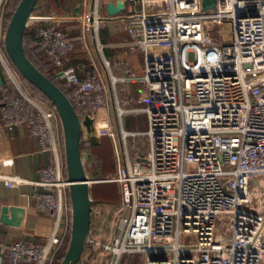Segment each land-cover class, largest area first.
Returning a JSON list of instances; mask_svg holds the SVG:
<instances>
[{
  "label": "built area",
  "instance_id": "1",
  "mask_svg": "<svg viewBox=\"0 0 264 264\" xmlns=\"http://www.w3.org/2000/svg\"><path fill=\"white\" fill-rule=\"evenodd\" d=\"M117 1L81 0L66 9L38 0L27 22L36 28L38 49L52 62L71 46L70 30L63 26L79 25L89 63L62 65L57 78L73 106L83 109L77 113L81 142L88 147L104 137L112 141L113 173L94 178L84 166L89 187L119 186V205L111 212L118 223L110 242L103 241L94 234L99 212L93 211L85 245L103 250L101 264H264V0H215L207 9L202 0H122L124 8L116 15L100 14V5L106 10ZM214 25H229L230 38L215 39ZM103 28L125 33L128 50L141 53L140 74L130 69L115 74L116 63L106 57L99 35ZM223 31L221 26L218 33ZM0 64L19 93L2 107L3 126L12 132L25 124L38 150L53 153V163L41 169L34 184L43 189L36 206L57 221L44 244L9 245L8 264H51L71 220L70 183L54 137L59 118L52 104L29 92L4 49ZM132 81L142 85L144 134L122 126L124 100L117 84ZM130 136H145L144 154L136 145L130 149ZM0 180L6 187L24 183L20 176L0 175ZM140 184L151 185L146 202L139 198ZM82 259L83 253L77 264Z\"/></svg>",
  "mask_w": 264,
  "mask_h": 264
},
{
  "label": "crops",
  "instance_id": "2",
  "mask_svg": "<svg viewBox=\"0 0 264 264\" xmlns=\"http://www.w3.org/2000/svg\"><path fill=\"white\" fill-rule=\"evenodd\" d=\"M66 1L44 0L46 6L50 4L52 7H57L59 3L65 6ZM103 29L104 37L102 38L101 32L99 35L105 46L106 57L116 63L114 68L115 74H120L122 69H130L135 74H140L142 67L141 53H132L128 50L125 45L127 42L125 33L110 34L108 28ZM3 49L2 43H0V50L3 51ZM74 65L76 64L70 66ZM86 71L89 72L91 69L86 67ZM0 75L3 80V86L0 87V175L20 176L24 180V183L14 187H6L0 180V264H8L9 245L18 240L36 241L44 244L54 229L55 224H57V221L53 214L41 210L36 206L35 196L38 193H42L43 189L34 184L41 178V169L53 163V153L52 151L41 152L38 150L36 140L29 135L25 124L16 126L12 132H8L5 129L2 123L3 103H1V91L4 86H14V84L1 64ZM141 93L142 85L137 81L129 83L119 82L117 84V95L124 100L122 107L125 113L122 117V126L128 132H140V134H144L147 131V115L144 111V104L139 100ZM142 116L145 117L144 122H142ZM111 122L115 130L117 125L113 111H111ZM54 137L58 141V145L61 147L59 148L60 153L64 157L62 131L59 122L56 125ZM130 137L128 138V146L130 149H132V145H136L140 149V153L144 154L147 147L145 136ZM129 139H131L130 142ZM98 148H94L93 150H97L98 152ZM81 154L84 165L87 166L90 155H86L83 151H81ZM93 155L95 154L93 153ZM97 157L99 158V156ZM87 173L90 175V172L87 171ZM91 189L92 186L90 187V191ZM90 196L92 200V194ZM3 207L15 209V215L18 217L15 219V216L14 219L18 222L17 225L6 224L5 221L12 220L13 217L10 211L2 214ZM92 209V214L93 211L99 212L95 223L97 226H100H98L100 231L102 227L100 217L103 215H111L113 208L104 203H95ZM18 210H21V212H17ZM66 222L67 217L64 218L63 216L60 225L64 226Z\"/></svg>",
  "mask_w": 264,
  "mask_h": 264
},
{
  "label": "water",
  "instance_id": "3",
  "mask_svg": "<svg viewBox=\"0 0 264 264\" xmlns=\"http://www.w3.org/2000/svg\"><path fill=\"white\" fill-rule=\"evenodd\" d=\"M38 0H20L12 13L3 37L4 51L23 79L36 86L54 106L62 131L65 171L69 181V198L71 206V220L69 230V243L65 254L59 264H77L81 259L87 235L89 233L92 213V200L90 187L80 150L82 130L79 116L66 94L46 75H44L27 57L23 40L28 19ZM215 0H202L203 9L211 8ZM124 8V2L118 0L116 4L108 3L106 12L116 15ZM3 80L0 75V87ZM91 131V122L84 123ZM90 144L97 143L90 138ZM11 212L12 220L6 224L17 225L15 209L3 207L2 214ZM17 212H21L18 210ZM16 218L14 219V217ZM15 220V221H14Z\"/></svg>",
  "mask_w": 264,
  "mask_h": 264
},
{
  "label": "trees",
  "instance_id": "4",
  "mask_svg": "<svg viewBox=\"0 0 264 264\" xmlns=\"http://www.w3.org/2000/svg\"><path fill=\"white\" fill-rule=\"evenodd\" d=\"M20 0H5L4 7H3V19H4V26L7 25L12 13L14 12L15 8L17 7ZM50 2V1H49ZM48 6H51L48 4ZM64 28H68L70 30L69 34V41H70V48L62 55L60 60L58 62H52L49 59V55L47 52L39 50L35 40L34 35L36 32L35 27H26L25 33H24V40L23 45L26 52L27 57L30 59V61L44 74L46 75L51 81H53L65 94L68 96V91L63 87L61 81L57 78V74L59 71V68L62 65H72V64H78V63H89V55L87 53L86 47L83 43L81 32L79 29L78 24H65L63 26ZM88 75V72H87ZM24 83L26 84L29 92L37 97H40L44 99L45 101L51 102L43 95V93L33 84L26 81L24 79ZM2 101L3 105L7 104L10 100L13 98H16L19 96L18 91L14 86H4L2 88ZM74 108L77 113H80L82 107L75 105ZM101 145V143L97 146H85L84 142L80 143V150H87L89 151V160L87 163H92V167L86 166L87 170L90 172V176L94 178H101L103 179L106 176H95L96 174H99L101 172V166L103 165V161H101L100 158H98L96 155H93L92 149L97 148ZM64 173L66 174L65 168ZM109 175V174H108ZM68 202H70L69 194H68ZM95 205L94 200L92 199V207ZM69 229L66 233V237L64 241L62 242L59 249L54 254V258L51 264H59L62 260L65 251L68 247L69 243ZM8 255H9V247H8Z\"/></svg>",
  "mask_w": 264,
  "mask_h": 264
},
{
  "label": "rangeland",
  "instance_id": "5",
  "mask_svg": "<svg viewBox=\"0 0 264 264\" xmlns=\"http://www.w3.org/2000/svg\"><path fill=\"white\" fill-rule=\"evenodd\" d=\"M81 0H67L65 3V8L68 9L70 7L71 3H79ZM81 3V2H80ZM83 12V6H81L77 11V15H82ZM100 14L105 17L108 13L106 12L103 5H100L99 9ZM114 25H117L118 22H112ZM222 26V29L224 30L221 33H218L220 31V28ZM104 29H101L102 38L104 37L103 33ZM213 37L218 40H226L229 39L230 34V26L229 25H214L211 30ZM111 111H112V105L108 103V113L109 118L111 119ZM142 122H144L145 117H141ZM141 136V135H140ZM139 136V137H140ZM133 138V137H130ZM131 139H129L130 142ZM99 151L93 150L92 152L99 156L101 161H103V165L100 167L101 172L99 174H96L95 176H107L108 174H111L115 171V165H114V157H113V146L111 145V141L109 138L104 137L101 140V145L99 146ZM223 169H228L227 165H223ZM151 191V185L149 184H140L138 185V192H139V198L141 202H146L147 193ZM92 194L93 200L95 203H104L106 205H109L113 209H117L119 205L120 200V191L119 186L116 183H110V182H98L92 185V189L90 191V195ZM108 203V204H107ZM100 220L102 222V227L99 232H95L98 236V238L102 239L103 241H109L112 235V232L115 230V227L117 226L118 219L117 215H114V219L112 220L111 215H103L100 217ZM96 222V219H94V223ZM103 255V250H101L98 247H92L89 245H85L83 249V261L82 264H101V256ZM140 258V257H139ZM138 259V256L135 258V260Z\"/></svg>",
  "mask_w": 264,
  "mask_h": 264
}]
</instances>
